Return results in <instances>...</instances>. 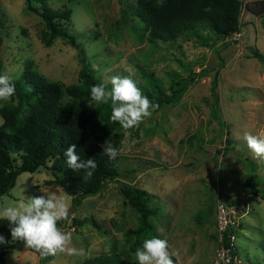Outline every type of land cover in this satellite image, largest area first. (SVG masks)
<instances>
[{
  "label": "rangeland",
  "instance_id": "374dc122",
  "mask_svg": "<svg viewBox=\"0 0 264 264\" xmlns=\"http://www.w3.org/2000/svg\"><path fill=\"white\" fill-rule=\"evenodd\" d=\"M46 1L71 9L66 26L76 34L78 47L60 37L45 44V24L24 0H0L1 75L14 79L25 71L37 72L65 85L78 84L81 49L86 66L107 88L111 77L129 75L138 87H147L145 72H152L168 93L177 87L176 77H187L188 83L177 100L162 104L138 127L117 128L122 133L114 146L119 175L97 191L73 203L71 194L50 182L51 172L40 167L21 171L0 196V209L45 192L74 206L57 226L71 232L70 247L82 248L86 255L58 254L42 264H86L104 254L137 264L136 250L153 237L168 241L178 264H211L217 246L215 207L219 200L232 199H243L249 209L236 234L240 264H264V160L253 158L244 139L246 132L264 135V59L252 52L257 48L264 57V15L247 8L251 0H240L239 28L230 35L199 23L174 40L153 41L133 14L137 0ZM16 102L11 97L0 106ZM80 102L95 107L91 98ZM121 181L149 192L154 210L150 230L128 231L137 227L139 212L122 193ZM74 217L88 220L74 227ZM4 264H40L39 255L19 244L6 250Z\"/></svg>",
  "mask_w": 264,
  "mask_h": 264
},
{
  "label": "trees",
  "instance_id": "16d2710c",
  "mask_svg": "<svg viewBox=\"0 0 264 264\" xmlns=\"http://www.w3.org/2000/svg\"><path fill=\"white\" fill-rule=\"evenodd\" d=\"M24 1L26 8L37 13L45 24L41 34L45 44L60 37L78 47L76 34L66 26L71 13L69 7H52L46 0ZM240 5V0H137L133 14L145 23L151 40L170 41L189 29H194L199 23H206L218 35H230L239 28ZM247 8L254 14L264 15V0H251L247 3ZM2 41L0 31V52ZM78 52L81 59L78 84L65 85L49 80L37 72L28 71L12 79L15 85L13 97L17 102L0 106V115L3 117L0 123V196L15 184L21 171L33 172L40 167L51 172L53 178L50 182L71 194L73 203L78 198L97 191L105 181L116 179L119 175L115 159L110 160L103 153L102 145L109 141L115 146L122 137V133L116 131L121 126L110 118V103H100L91 109L81 104V100L91 98V87L102 82L86 66L81 49ZM252 52L254 56L264 59L259 49H253ZM144 76L147 87L139 88L143 95L159 107L177 100L188 83L187 77L178 76L173 79L177 87H172L168 93L161 88L152 72H145ZM216 83L215 73L211 81L215 98L211 110L213 114L216 113L218 99V93L214 89ZM108 87L110 90L111 85ZM66 97L69 98L65 100ZM225 138L230 141L227 136ZM72 144L76 145V152L81 160L93 159L96 162L97 168L90 179L84 178L83 170L76 172L68 167L63 154ZM120 189L139 212L137 227L128 231L140 234L150 230L152 224L149 216L154 210L148 203L149 192L124 181H121ZM41 195L44 194L35 193L34 196ZM87 220L74 217L72 226ZM90 221L98 226L94 218ZM10 228L6 219H0V235L7 241L0 244V264H4L9 247L24 244L21 240L12 239ZM50 258L51 256L41 258L39 255V263ZM172 259L174 264H178L174 256ZM121 261L115 255L104 254L88 259L86 264H123Z\"/></svg>",
  "mask_w": 264,
  "mask_h": 264
},
{
  "label": "clouds",
  "instance_id": "9594fccd",
  "mask_svg": "<svg viewBox=\"0 0 264 264\" xmlns=\"http://www.w3.org/2000/svg\"><path fill=\"white\" fill-rule=\"evenodd\" d=\"M109 90L104 83L91 87L90 97L93 103L109 104L112 109L111 120L129 130L138 127L145 118H150L159 105L143 95L131 76H113L110 80ZM15 95V85L8 75H0V101L7 102ZM248 148L253 153V158L264 160V135L244 134ZM103 153L110 160L119 154L109 141L102 145ZM68 167L74 171L83 170L84 178L93 176L97 164L93 159L81 160L76 152V145L72 144L64 152ZM70 214L69 203L63 196L55 192L32 197L27 202L15 206H5L0 209V219H6L11 225L10 231L13 240H21L24 246L34 249L41 258L66 254L69 256H84V249L70 247L72 233L63 232L57 222L66 220ZM7 243L0 235V244ZM170 253L169 243L166 239L153 237L143 242L142 248L136 250L137 264H174Z\"/></svg>",
  "mask_w": 264,
  "mask_h": 264
},
{
  "label": "built area",
  "instance_id": "2783aa9c",
  "mask_svg": "<svg viewBox=\"0 0 264 264\" xmlns=\"http://www.w3.org/2000/svg\"><path fill=\"white\" fill-rule=\"evenodd\" d=\"M243 201H218L215 207V231L217 246L211 264H240L236 234L242 218L248 213Z\"/></svg>",
  "mask_w": 264,
  "mask_h": 264
},
{
  "label": "water",
  "instance_id": "95a60500",
  "mask_svg": "<svg viewBox=\"0 0 264 264\" xmlns=\"http://www.w3.org/2000/svg\"><path fill=\"white\" fill-rule=\"evenodd\" d=\"M73 208H74V206H71V207H70V211H71Z\"/></svg>",
  "mask_w": 264,
  "mask_h": 264
},
{
  "label": "crops",
  "instance_id": "0c3cea01",
  "mask_svg": "<svg viewBox=\"0 0 264 264\" xmlns=\"http://www.w3.org/2000/svg\"><path fill=\"white\" fill-rule=\"evenodd\" d=\"M234 200H236V199H232V201H234ZM227 201H229V200H227ZM216 249V248H215Z\"/></svg>",
  "mask_w": 264,
  "mask_h": 264
}]
</instances>
